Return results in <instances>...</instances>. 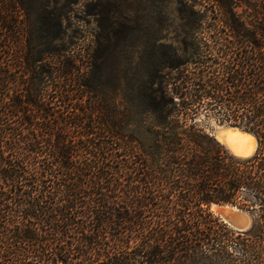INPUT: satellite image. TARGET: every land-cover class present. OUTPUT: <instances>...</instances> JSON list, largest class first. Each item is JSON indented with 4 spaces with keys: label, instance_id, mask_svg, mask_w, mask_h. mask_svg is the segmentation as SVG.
Wrapping results in <instances>:
<instances>
[{
    "label": "trees",
    "instance_id": "1",
    "mask_svg": "<svg viewBox=\"0 0 264 264\" xmlns=\"http://www.w3.org/2000/svg\"><path fill=\"white\" fill-rule=\"evenodd\" d=\"M20 7L0 0V264H264V0H178L179 46L156 36L120 74L107 46L78 54L60 15L30 28Z\"/></svg>",
    "mask_w": 264,
    "mask_h": 264
},
{
    "label": "rangeland",
    "instance_id": "2",
    "mask_svg": "<svg viewBox=\"0 0 264 264\" xmlns=\"http://www.w3.org/2000/svg\"><path fill=\"white\" fill-rule=\"evenodd\" d=\"M17 2L21 6L17 12L22 13L21 18L30 28L39 21L42 14L52 18L60 15L61 35L66 47L72 48L78 54L83 55L86 50H90V53L96 55L98 50L107 46L108 52L112 53L108 58L111 68L108 67L119 74L143 66L138 58L140 47L144 43L155 52L156 36L162 38L166 44L179 46L182 35V20L177 13L178 0H17ZM236 11L242 13L244 5ZM123 40L130 46H135L133 54L130 49L127 52L128 48L125 47ZM62 45L63 43L59 49H63ZM109 96L112 97L109 101L113 104L122 102L119 91H110ZM199 121L198 125L213 136L225 126L203 116L199 117ZM134 132L138 135L143 133L140 127L134 129ZM221 145L231 154L224 144ZM211 211L217 215L212 206Z\"/></svg>",
    "mask_w": 264,
    "mask_h": 264
},
{
    "label": "bare ground",
    "instance_id": "3",
    "mask_svg": "<svg viewBox=\"0 0 264 264\" xmlns=\"http://www.w3.org/2000/svg\"><path fill=\"white\" fill-rule=\"evenodd\" d=\"M216 139L235 156H252L256 148V139L249 133L239 131L236 128H225L217 132ZM219 206L212 204V210L216 213Z\"/></svg>",
    "mask_w": 264,
    "mask_h": 264
},
{
    "label": "water",
    "instance_id": "4",
    "mask_svg": "<svg viewBox=\"0 0 264 264\" xmlns=\"http://www.w3.org/2000/svg\"><path fill=\"white\" fill-rule=\"evenodd\" d=\"M225 128H236L230 126H223ZM239 131L245 132L239 128H236ZM219 132V131H218ZM247 133V132H245ZM217 132L214 134L216 138ZM238 157V156H237ZM220 207L216 212L217 215L228 225L233 227L236 230L244 231L251 227L253 222V215L249 211H243L231 204H215Z\"/></svg>",
    "mask_w": 264,
    "mask_h": 264
}]
</instances>
